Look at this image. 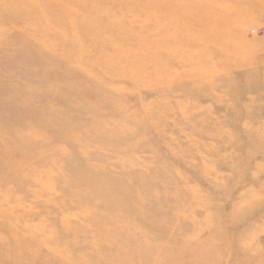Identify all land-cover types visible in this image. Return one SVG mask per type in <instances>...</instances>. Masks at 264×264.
Listing matches in <instances>:
<instances>
[{
	"label": "rangeland",
	"instance_id": "1",
	"mask_svg": "<svg viewBox=\"0 0 264 264\" xmlns=\"http://www.w3.org/2000/svg\"><path fill=\"white\" fill-rule=\"evenodd\" d=\"M0 264H264V0H0Z\"/></svg>",
	"mask_w": 264,
	"mask_h": 264
},
{
	"label": "bare ground",
	"instance_id": "2",
	"mask_svg": "<svg viewBox=\"0 0 264 264\" xmlns=\"http://www.w3.org/2000/svg\"><path fill=\"white\" fill-rule=\"evenodd\" d=\"M104 34V33H103ZM140 52V51H139Z\"/></svg>",
	"mask_w": 264,
	"mask_h": 264
}]
</instances>
